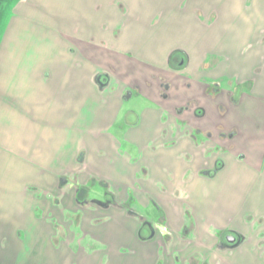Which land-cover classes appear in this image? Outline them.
Returning <instances> with one entry per match:
<instances>
[{
    "label": "crops",
    "instance_id": "obj_1",
    "mask_svg": "<svg viewBox=\"0 0 264 264\" xmlns=\"http://www.w3.org/2000/svg\"><path fill=\"white\" fill-rule=\"evenodd\" d=\"M257 1L252 15L237 19L226 17L237 0H0V264H34V231L47 227L53 236L52 221L82 209L79 190L118 201L109 168L145 142L141 129L151 130L149 142L174 144V163L185 161L174 177V193L188 201L174 200V264H264V0ZM143 37L156 46L151 60L130 46ZM226 153L230 163L219 160ZM229 168L238 182L233 205L208 192L223 191L217 177ZM204 191L220 205L202 207ZM227 234L242 237L241 246L222 250ZM82 237V229L74 233ZM90 241L89 254L79 247L69 264H114L103 260L109 243Z\"/></svg>",
    "mask_w": 264,
    "mask_h": 264
},
{
    "label": "rangeland",
    "instance_id": "obj_2",
    "mask_svg": "<svg viewBox=\"0 0 264 264\" xmlns=\"http://www.w3.org/2000/svg\"><path fill=\"white\" fill-rule=\"evenodd\" d=\"M256 3H259V1L237 0V6L233 7L234 9L231 10V13L227 14L226 17L235 16L238 19L241 16L252 15L253 13L251 12L258 9ZM184 14L187 15L188 13L185 12ZM155 22L158 23L157 20H154V23ZM148 24H151V22H148ZM185 25V21H179V28L180 26L182 28ZM139 26L145 28L147 31L160 29L161 31H165L164 24L156 27L151 26L152 28L144 25V23H139ZM141 39L143 40H140V43L131 42L130 46H139L141 50L137 55L143 59L151 60L154 56L152 52L155 50L156 46L150 45V42H146L144 37ZM143 45L145 48H143ZM246 88L247 87H245V89ZM130 108L133 109V105H130ZM148 120L149 119H147V121ZM150 133L151 130L149 129H141L137 136L139 139L145 138V142L135 148L132 146L130 147V159H125L124 163L115 161V164L109 168L111 170L110 175H112L115 180L112 179L113 183H110V186L112 187V190L114 189L117 191L119 196L118 202L121 203L122 206L123 204H132L133 206L131 208L125 206L121 208L123 210H116V208L106 210L91 205L93 209L89 210L88 208H82L75 214H63L62 223L52 221L57 225L55 226V234L53 236H48L47 227L43 230L36 229L34 231V264H69L66 259L70 254L77 253L79 247L85 248L82 251L85 254H89L90 247H94L95 245L90 246L92 244L90 239L93 237L100 238L106 243H109V252H111V254H109L111 256L103 255V260H106L107 257H111L110 260H113L114 264H174L173 251L174 240L176 239V237H174V200L183 199L184 202L188 203L184 194L179 192L174 193V188H176L177 185L174 177L176 176V171L182 169L185 161L181 160L183 163L180 164L174 163V144L165 143L162 140L149 142L146 138L151 136ZM123 145L127 148L126 144ZM127 150L128 149H125L123 152L127 154ZM98 152L99 151L96 153V157L98 156ZM219 160H224L226 163H230L228 153L222 154ZM229 166L230 165H228L227 168ZM233 170L234 169L231 170V168L228 170L224 169L220 172V175H218L216 186L219 188L221 187L223 190L222 192H214V188H211V190L208 191L211 197L220 196V198H226L228 201L227 203L230 205H233L239 196L236 185L238 182H236V178L231 175V171ZM120 172L124 173L125 176H129L128 178L131 177L130 185L126 183L128 185L127 187H123L122 179L118 181L121 176ZM206 181L210 183L212 180ZM179 186L182 189V180L180 181ZM89 187H97V190L101 189L100 185L91 184ZM208 188H210V185ZM183 192L191 196L190 190L186 189ZM178 195L179 197L177 198L176 196ZM204 195V199H202V196H199L198 198L200 203H203L201 205L202 207H207L206 201L214 202L217 206L220 205L219 200H212L207 196V192L204 191ZM92 196L95 197V195H91V199L93 200L94 198H92ZM132 197L133 200L131 201ZM134 201L136 203H134ZM258 201H261L260 204L264 206L263 197ZM162 202L165 207L169 204L171 207L170 212H167L168 210L166 211V209L163 211L162 208L164 206H162ZM187 207L184 205V211L186 212L185 216L188 223L190 207ZM91 211L93 212L91 213ZM130 212L135 213L136 215L131 216ZM167 216H170V224H168L169 222L167 223ZM72 219H77V221L76 224L73 223L71 226V223L69 225V221ZM256 220V224L261 225V220L263 219ZM146 223H152L157 228L160 225H164L167 227L168 234H162V231L159 229L158 234L150 239L151 234L146 227ZM188 225H191V223H188ZM233 227H235V225ZM118 228L124 230L125 233L123 235L117 234L116 232L118 231ZM81 229L83 240H81V242L75 241L74 233L79 232L80 236ZM109 229L113 230L114 237L110 234L109 231L111 230ZM84 233H86L88 237L85 238ZM49 234H51L50 230ZM114 244L116 245L113 248ZM119 247L120 252L114 250L115 248L119 249ZM106 250H108V248H106ZM167 258L170 260L169 262L167 261ZM252 260L244 261L243 264H252ZM256 262L259 263L257 260ZM193 264H195L194 260Z\"/></svg>",
    "mask_w": 264,
    "mask_h": 264
},
{
    "label": "flooded vegetation",
    "instance_id": "obj_3",
    "mask_svg": "<svg viewBox=\"0 0 264 264\" xmlns=\"http://www.w3.org/2000/svg\"><path fill=\"white\" fill-rule=\"evenodd\" d=\"M170 61H171V64H174V52L173 54L171 55V58H170ZM166 88H169L170 86L168 84L165 85ZM133 92H127L126 94V98L128 96H130ZM203 111H200V113L202 114ZM195 137V134L191 135V138H194ZM223 163H220V161L217 162V166H216V170L214 171V173L217 172V170H219L223 165ZM220 166V167H218ZM67 184L69 186H75L76 183H67L65 181H63L62 184ZM106 185V184H104ZM108 192V190H107ZM91 191L89 188H87V190L85 188H83V190H79V193H78V197H77V202L78 204L80 205L81 208H88V209H93L91 207V205H94L96 207H99V208H102V209H108L110 207H117L119 209L123 208V207H128V208H131L133 205L132 204H123V206L121 205V203H117L118 201L116 200L117 198L114 196L113 193H109L108 192V196L106 195L105 197H103V199H99L97 197H94L92 196V198H94L93 200L91 199V195L90 194ZM133 200V197L131 199V201ZM136 201V200H135ZM134 201V203H136ZM123 210V209H122ZM130 215L131 216H135L136 214L135 213H131L130 212ZM72 221V220H71ZM77 219H73V222L76 223ZM164 225H160L158 228L154 226V224L152 223H146V227L147 229L149 230L150 234H151V238L152 239L153 237L156 236V234L158 233L159 229L163 232L164 230ZM164 235H167V233H163ZM146 240V239H144ZM244 239L242 237H240L239 235H234V234H227L224 239L221 241V244H220V248L222 250H226V251H234L236 248L240 247L241 244L243 243ZM196 264V263H195ZM203 264H206V263H203Z\"/></svg>",
    "mask_w": 264,
    "mask_h": 264
}]
</instances>
